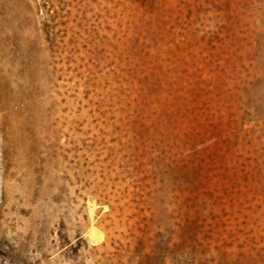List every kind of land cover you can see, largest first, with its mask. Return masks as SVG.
Segmentation results:
<instances>
[{
    "label": "rangeland",
    "instance_id": "obj_1",
    "mask_svg": "<svg viewBox=\"0 0 264 264\" xmlns=\"http://www.w3.org/2000/svg\"><path fill=\"white\" fill-rule=\"evenodd\" d=\"M11 7L0 264H264V0Z\"/></svg>",
    "mask_w": 264,
    "mask_h": 264
},
{
    "label": "bare ground",
    "instance_id": "obj_2",
    "mask_svg": "<svg viewBox=\"0 0 264 264\" xmlns=\"http://www.w3.org/2000/svg\"><path fill=\"white\" fill-rule=\"evenodd\" d=\"M0 13H2L3 15L6 14V15L10 16V14L12 13L11 0H0ZM2 22H3V24L5 23L4 20H2ZM6 41H7V44L9 45L10 49H12V47L14 46V42H15L14 36H8L6 38ZM10 61H11V62H9L10 64H14V62H12V61H16L18 64H19V62L21 64L23 63V59H21V58H19L18 60H16V59L14 60L13 58H10ZM0 108L4 109V103L0 105ZM14 114L17 117H21V113L18 111L14 112ZM0 171H1V173L4 174V163H2V165L0 167ZM1 190H2V193H1V201H0V213L4 209V182L1 185ZM0 217H2V216L0 215ZM0 233H1L0 241L2 242V245H3L2 250H0L1 255L3 257L5 256L6 259L10 260V261H15V260L23 261V259H24L23 252H24L25 248L23 247L22 244H18L16 246L9 244L8 248L4 252V221H3V219L0 220ZM2 260H3V258L1 257V261Z\"/></svg>",
    "mask_w": 264,
    "mask_h": 264
}]
</instances>
